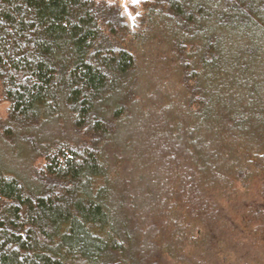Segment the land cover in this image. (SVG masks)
I'll return each instance as SVG.
<instances>
[{"label": "trees", "instance_id": "obj_1", "mask_svg": "<svg viewBox=\"0 0 264 264\" xmlns=\"http://www.w3.org/2000/svg\"><path fill=\"white\" fill-rule=\"evenodd\" d=\"M137 3L0 0V264H264V0Z\"/></svg>", "mask_w": 264, "mask_h": 264}, {"label": "rangeland", "instance_id": "obj_2", "mask_svg": "<svg viewBox=\"0 0 264 264\" xmlns=\"http://www.w3.org/2000/svg\"><path fill=\"white\" fill-rule=\"evenodd\" d=\"M115 1H120L121 5H122V8L125 11V13L128 12L127 14H130V12L128 11V8L129 7L131 8L132 6H134V5H132V2L131 1H129V0H115ZM135 4L138 5L139 3H135ZM127 17H128V15H127ZM128 19H129V17H128ZM7 107H8V104L7 103L0 102V117L1 118H4L6 116V114H7Z\"/></svg>", "mask_w": 264, "mask_h": 264}, {"label": "snow or ice", "instance_id": "obj_3", "mask_svg": "<svg viewBox=\"0 0 264 264\" xmlns=\"http://www.w3.org/2000/svg\"><path fill=\"white\" fill-rule=\"evenodd\" d=\"M132 2H133V3H137V2H138V0H132Z\"/></svg>", "mask_w": 264, "mask_h": 264}]
</instances>
